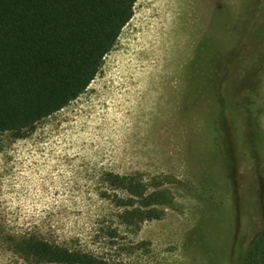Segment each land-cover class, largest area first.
<instances>
[{"label":"rangeland","instance_id":"374dc122","mask_svg":"<svg viewBox=\"0 0 264 264\" xmlns=\"http://www.w3.org/2000/svg\"><path fill=\"white\" fill-rule=\"evenodd\" d=\"M116 175L169 176L174 206L130 218ZM263 228L264 0H138L84 94L27 138L0 134V264H29L14 245L29 235L120 264H214L207 234L235 263Z\"/></svg>","mask_w":264,"mask_h":264},{"label":"trees","instance_id":"16d2710c","mask_svg":"<svg viewBox=\"0 0 264 264\" xmlns=\"http://www.w3.org/2000/svg\"><path fill=\"white\" fill-rule=\"evenodd\" d=\"M138 0H0V134L30 136L44 119L84 94L117 46ZM147 186L138 176H113L132 196L130 218L160 219L174 206L167 178ZM227 197L222 198L226 201ZM136 201V202H135ZM210 252L219 264H264V228L232 263L231 252ZM29 264H120L93 253L52 243L38 235L14 240Z\"/></svg>","mask_w":264,"mask_h":264},{"label":"bare ground","instance_id":"6f19581e","mask_svg":"<svg viewBox=\"0 0 264 264\" xmlns=\"http://www.w3.org/2000/svg\"><path fill=\"white\" fill-rule=\"evenodd\" d=\"M177 20V21H176ZM168 21V20H167ZM176 21V24L177 25H182L184 22H185V19L183 18V17H180V16H178V18L177 17H175V18H171L170 19V22H166L167 24H169L170 25V27H169V29H168V32H167V36L166 37H170V35H171V31L173 30L172 29V25H171V22H172V24H173V22H175ZM186 23V22H185ZM186 26V24H184V25H182V27H185ZM168 27V26H167ZM164 38V37H163ZM161 39V38H160ZM170 39V38H169ZM169 39L165 42V43H163V42H160L161 43V46L163 45V47L166 45V43H168V41H169ZM163 40V39H162ZM163 43V44H162ZM170 50H168V52H169ZM163 53V52H162ZM163 56H166L165 54H163Z\"/></svg>","mask_w":264,"mask_h":264}]
</instances>
